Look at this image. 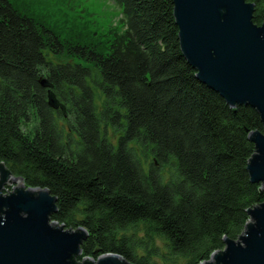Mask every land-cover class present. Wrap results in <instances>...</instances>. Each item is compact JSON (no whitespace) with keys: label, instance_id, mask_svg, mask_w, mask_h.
<instances>
[{"label":"trees","instance_id":"obj_1","mask_svg":"<svg viewBox=\"0 0 264 264\" xmlns=\"http://www.w3.org/2000/svg\"><path fill=\"white\" fill-rule=\"evenodd\" d=\"M246 1L262 26L264 0ZM114 2L120 16L101 48L64 40L0 0V163L50 191L53 221L86 230L77 263L118 254L162 264L160 237L175 259L201 264L237 241L264 203L247 171L260 115L197 78L173 0ZM41 78L64 109L49 106Z\"/></svg>","mask_w":264,"mask_h":264},{"label":"water","instance_id":"obj_2","mask_svg":"<svg viewBox=\"0 0 264 264\" xmlns=\"http://www.w3.org/2000/svg\"><path fill=\"white\" fill-rule=\"evenodd\" d=\"M183 56L197 78L233 108L250 106L260 115L263 131L251 132L256 152L247 171L264 191V24L254 23L256 6L246 0H173ZM49 106H60L48 79ZM64 109L63 107H61ZM11 186L12 190L3 193ZM57 200L48 189L26 187L0 163V264H133L118 254L84 258V228L66 230L51 218ZM250 220L237 241L201 264H264V203L249 211Z\"/></svg>","mask_w":264,"mask_h":264},{"label":"rangeland","instance_id":"obj_3","mask_svg":"<svg viewBox=\"0 0 264 264\" xmlns=\"http://www.w3.org/2000/svg\"><path fill=\"white\" fill-rule=\"evenodd\" d=\"M17 6L27 7L45 25L57 31L60 37L71 42H81L105 48L110 35L111 25H116L120 10L114 0H12ZM25 2V3H23ZM66 59V57H64ZM103 100H97L100 107ZM112 139L117 133H109ZM151 162V159L149 160ZM12 190L7 186L3 193ZM139 227V233H143ZM160 246V257L155 258L162 264H183L180 259L169 255L162 238H156Z\"/></svg>","mask_w":264,"mask_h":264}]
</instances>
